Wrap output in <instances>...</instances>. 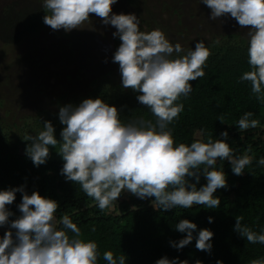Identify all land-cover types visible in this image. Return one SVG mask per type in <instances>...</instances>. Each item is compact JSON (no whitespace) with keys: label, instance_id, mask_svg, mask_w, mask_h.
<instances>
[{"label":"clouds","instance_id":"1","mask_svg":"<svg viewBox=\"0 0 264 264\" xmlns=\"http://www.w3.org/2000/svg\"><path fill=\"white\" fill-rule=\"evenodd\" d=\"M117 0H41L43 23L52 30L66 33L81 29L90 14L102 18L104 25L114 26V38L120 44L112 56L118 64L120 86L137 93L136 100L146 107L155 121L137 118L123 122L120 110L101 97L85 98L78 105L60 106L58 119L63 125L58 140L50 121L35 135L24 137L28 142L25 155L33 166L47 162L50 148L55 149L63 163L60 175L71 181L101 212L116 208L115 201L122 192L141 200L152 198L154 210L189 209L192 205L214 210L221 204L214 193L227 188L224 169H217L218 161H228L234 175H242L252 164L248 154L237 156L230 147L228 132L223 139L206 141L195 139L190 144L176 143L169 127L184 111L181 97L193 91L190 81L202 78L211 55L210 48L198 40L186 53L180 43H171L160 28L140 30V20L134 13H115ZM210 9L209 19L234 18L246 32L248 71L238 82H248L256 100L264 103V0H199ZM219 43V41H216ZM181 53H184L181 55ZM245 112L234 125L238 130L255 128L259 121ZM222 122V121H221ZM264 166V156L256 160ZM207 183L199 187L201 177ZM21 193L16 205L19 215L8 205ZM55 199L38 191L29 194L25 185L0 190V264H126L124 255L106 250L102 254L95 240L82 238L81 229L68 215L59 218ZM236 216L233 230L248 243L264 245V229L253 231L241 224ZM208 223L214 218L209 216ZM184 233L169 245L180 251L195 240V248L210 253L214 233L208 228L197 230V225L180 219L174 228ZM91 231H95L93 227ZM154 264H188L178 257L162 256ZM196 264H201L197 261ZM216 264H223L217 260ZM249 264H264L255 258Z\"/></svg>","mask_w":264,"mask_h":264},{"label":"trees","instance_id":"2","mask_svg":"<svg viewBox=\"0 0 264 264\" xmlns=\"http://www.w3.org/2000/svg\"><path fill=\"white\" fill-rule=\"evenodd\" d=\"M44 15L42 9L30 10L20 26L23 34L37 33L45 25ZM139 27L141 30L142 26ZM217 36L216 33L210 42H205L211 51L204 68L205 75L190 81L193 91L178 101L183 103L184 111L169 127L175 142L185 144L195 139H223L220 133L227 131V142L234 154L253 157L252 164L239 176L231 172L228 161L217 162V169H224L228 185L214 193L221 200L218 208L209 210L202 205H192L189 209L176 208L165 212L153 209L152 198L141 200L131 193L122 192L115 201L116 208L101 212L77 185L65 181L60 175L63 161L55 149L50 148L45 164L33 166L25 155L28 142L23 139L29 134L35 135L43 129L44 121H50L59 140L63 127L58 119L60 106L78 105L85 98L101 97L120 110L123 122L137 118L155 121L150 111L137 102V93L122 89L120 83L108 74L97 77L82 96H67L65 93L67 97L58 99L56 109L46 108L35 115H26L13 125L0 117V190L25 185L29 194L38 191L42 196L55 199L59 204L55 214L57 218L68 215L81 229L83 239L95 240L101 254L111 250L114 255H124L126 264H154L162 256L169 259L178 257L179 260H187L188 264H196L197 261L216 264L217 260L223 264H249L252 259L264 258V245L248 243L233 230L236 216L242 217L241 224L255 232L264 229V166L256 164V160L264 156V103L256 100L248 82H238L239 76L249 70L248 39L234 32L220 38ZM119 44L118 38L116 48ZM194 46L193 42L190 43L183 48L184 52ZM245 112L253 113L250 118L259 123L255 128L241 131L234 125ZM14 126L16 131L12 130ZM206 183L202 176L197 187ZM21 198L22 194L16 193L14 202L7 206L14 213L10 219L19 215L16 205ZM209 216L214 218L212 223H208ZM180 219L194 222L197 230L208 228L213 231L210 253L197 250L195 240L180 251L169 245V240H179L185 235L174 230ZM93 227L94 232L91 231ZM5 230L0 228V235ZM99 264L105 262L101 259Z\"/></svg>","mask_w":264,"mask_h":264},{"label":"rangeland","instance_id":"3","mask_svg":"<svg viewBox=\"0 0 264 264\" xmlns=\"http://www.w3.org/2000/svg\"><path fill=\"white\" fill-rule=\"evenodd\" d=\"M39 9L41 0H0V117L11 125L26 115L56 109L62 96L86 94L97 77L108 74L121 83L118 64L112 62L118 39L112 35L114 26L90 14L81 29L66 33L44 25L24 35L22 20ZM112 10L136 14L141 31L160 28L184 49L198 40L210 42L216 33L218 38L234 32L248 39L250 26L241 28L230 17L209 19L210 9L199 0H117Z\"/></svg>","mask_w":264,"mask_h":264}]
</instances>
